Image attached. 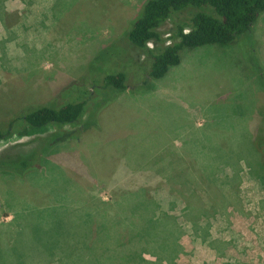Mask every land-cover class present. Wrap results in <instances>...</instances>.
<instances>
[{
  "label": "rangeland",
  "instance_id": "rangeland-1",
  "mask_svg": "<svg viewBox=\"0 0 264 264\" xmlns=\"http://www.w3.org/2000/svg\"><path fill=\"white\" fill-rule=\"evenodd\" d=\"M145 1L0 0V130L30 106L99 97L100 109L71 137L53 127L0 142V163L30 160L22 176L0 174V264H74L103 203L122 218L145 209V190L168 200L175 189V264H264V172L250 145L264 124V12L230 45L182 50L153 82L124 38ZM194 12L165 22L162 40ZM102 68L126 75L115 98L88 80ZM187 203L209 219L192 227Z\"/></svg>",
  "mask_w": 264,
  "mask_h": 264
},
{
  "label": "trees",
  "instance_id": "trees-1",
  "mask_svg": "<svg viewBox=\"0 0 264 264\" xmlns=\"http://www.w3.org/2000/svg\"><path fill=\"white\" fill-rule=\"evenodd\" d=\"M187 10L195 12L185 23L178 24L175 32L164 42L158 32L160 27L176 13ZM263 12L264 0H146L124 38L129 46L139 50L145 57L148 80L154 82L163 79L171 68L179 65L182 50L230 45L237 38L247 35ZM150 43L154 45L153 48H148ZM106 69L102 68L95 75L88 73V80L92 84L97 82L103 92L98 89L106 98H115L126 90V75L122 71L111 73ZM90 99L60 107H27L8 124L6 130H0V142L13 135H34L53 127L71 128V132L66 135L71 137L79 129L84 116H87L84 125L92 126L94 116L100 109L96 104L99 97L89 103ZM93 111L97 112L96 115ZM22 127L23 131L20 130ZM250 145L260 158L258 166L264 172V124L251 135ZM44 151L43 148L36 153L40 158L38 168L43 166L41 158L45 155L42 154ZM19 162L15 165L0 163V174L7 173L4 168L7 166L11 174L24 175L29 170L30 160ZM211 176L215 177L213 174ZM196 181L203 182L198 177ZM145 194V209L127 210L122 218L109 212L110 203H103L98 212L102 224L99 226L96 219L93 221L80 249L81 254L70 256L72 262H75L76 257L74 264H175L181 253L179 240L183 227L172 214L178 210V202L181 203L178 200L180 192L177 189L170 191L168 200H155L146 190ZM187 205L182 210L186 209L191 215L198 214V217L188 219L192 227L198 225L199 216L204 215L209 219L208 206L198 211ZM151 256L155 261L150 260ZM10 263H13L12 259Z\"/></svg>",
  "mask_w": 264,
  "mask_h": 264
},
{
  "label": "crops",
  "instance_id": "crops-1",
  "mask_svg": "<svg viewBox=\"0 0 264 264\" xmlns=\"http://www.w3.org/2000/svg\"><path fill=\"white\" fill-rule=\"evenodd\" d=\"M16 9H18V7H16ZM20 9H22L21 7H19V9L17 10V11H20ZM5 15H9L10 14V12H9V10H6V8H5ZM6 264H14V263H6Z\"/></svg>",
  "mask_w": 264,
  "mask_h": 264
}]
</instances>
